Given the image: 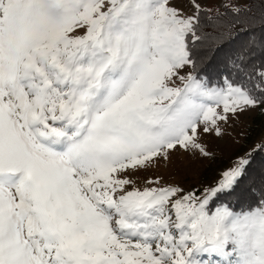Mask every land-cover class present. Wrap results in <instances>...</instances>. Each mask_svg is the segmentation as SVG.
<instances>
[{"label": "snow or ice", "instance_id": "6c2138e0", "mask_svg": "<svg viewBox=\"0 0 264 264\" xmlns=\"http://www.w3.org/2000/svg\"><path fill=\"white\" fill-rule=\"evenodd\" d=\"M193 6L0 0V264H264V174L228 201L251 153L202 191L118 175L177 148L210 157L201 132L264 104V0L227 22ZM242 34L230 76L199 74L202 47Z\"/></svg>", "mask_w": 264, "mask_h": 264}, {"label": "rangeland", "instance_id": "374dc122", "mask_svg": "<svg viewBox=\"0 0 264 264\" xmlns=\"http://www.w3.org/2000/svg\"><path fill=\"white\" fill-rule=\"evenodd\" d=\"M204 10H220L225 5L245 6V0H195ZM183 15L192 16L196 13L193 0H172ZM187 71V69L185 70ZM183 74V73H182ZM180 84L179 81L176 82ZM217 111H222L217 109ZM221 135L215 132H201L199 142L211 153L210 157H202L177 148L170 153L167 162L156 160L146 169L119 173L120 178L127 176L134 180V186L143 190L145 187H156L147 181L156 177L162 178V184L178 185L185 190L195 187L201 191L212 186L220 177V173L233 166L238 157H243L257 149L264 141V104L249 108L236 117L229 114L227 123L219 122ZM131 190L133 185L126 186Z\"/></svg>", "mask_w": 264, "mask_h": 264}, {"label": "trees", "instance_id": "16d2710c", "mask_svg": "<svg viewBox=\"0 0 264 264\" xmlns=\"http://www.w3.org/2000/svg\"><path fill=\"white\" fill-rule=\"evenodd\" d=\"M246 5L250 0H245ZM231 7H222L220 10H206L204 15L216 17L218 14L222 16L224 21H228L232 13ZM240 26L237 25L233 31L238 32ZM205 31H212L211 28H206ZM257 34H260V30H257ZM247 37L240 35L235 41L227 43L217 50H212V46H205L201 48L200 55L203 57V63L200 65L199 74L213 84L223 82L225 77L232 74V68L229 64V59L235 52L243 45ZM255 56L252 58V62L259 63L264 61V53L259 50H254ZM251 168L249 169V177L242 181L241 186L237 189L228 201L232 205L243 204L252 198V194L246 189L248 185L255 180L257 188L259 187V180L262 174H264V151H260L259 148L251 152Z\"/></svg>", "mask_w": 264, "mask_h": 264}]
</instances>
